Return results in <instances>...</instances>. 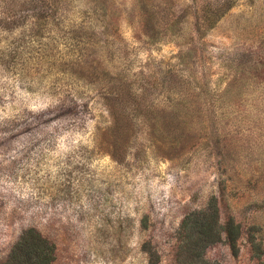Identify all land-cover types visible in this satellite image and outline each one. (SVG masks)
<instances>
[{"label": "rangeland", "instance_id": "obj_1", "mask_svg": "<svg viewBox=\"0 0 264 264\" xmlns=\"http://www.w3.org/2000/svg\"><path fill=\"white\" fill-rule=\"evenodd\" d=\"M29 229L50 264H264V0H0V264Z\"/></svg>", "mask_w": 264, "mask_h": 264}, {"label": "trees", "instance_id": "obj_2", "mask_svg": "<svg viewBox=\"0 0 264 264\" xmlns=\"http://www.w3.org/2000/svg\"><path fill=\"white\" fill-rule=\"evenodd\" d=\"M214 220H216V224L218 223V220L220 219L219 215H216L213 217ZM213 218L210 217L208 219V217L205 216V218H203L202 220H200V222H197V226L201 227V238L197 241L196 244H194L192 247V243L189 242L187 244V247L189 246V248H191L188 252H187V257L185 259V261H187L188 263H193L194 257L196 253L195 250H199L200 244H206L209 241V237H211V231L214 228L213 226ZM212 220V221H211ZM187 222H182L181 224V231L184 230V228H186ZM215 224V222H214ZM219 233V232H218ZM225 234H227V232H225ZM31 237L32 239L34 238L37 246L36 248L34 247V252L36 254V263L35 264H50L53 261V253H54V248L52 245L48 244V241L45 240L44 238L40 237L38 234H36L33 230H27L23 233V238L25 237ZM217 236V234H216ZM219 237V234H218ZM182 244H184L182 241L180 242ZM179 243V244H180ZM16 248V247H15ZM181 248V249H180ZM186 249V245H182L179 246V254L181 256L182 251ZM24 249L19 246V248L17 247V249H15V252L13 250V252L11 253V255L9 256V258L7 259L6 262H4L3 264H27L29 261L27 260L26 262L21 261V255L18 254L20 251H23ZM178 251V250H177ZM193 253V254H192ZM178 258V257H177ZM179 260V259H178ZM184 261V262H185Z\"/></svg>", "mask_w": 264, "mask_h": 264}]
</instances>
